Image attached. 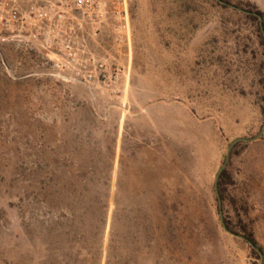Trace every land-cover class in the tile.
<instances>
[{
    "label": "rangeland",
    "instance_id": "374dc122",
    "mask_svg": "<svg viewBox=\"0 0 264 264\" xmlns=\"http://www.w3.org/2000/svg\"><path fill=\"white\" fill-rule=\"evenodd\" d=\"M225 1L264 13V0ZM130 15L128 45L108 24L82 37L122 66L115 93L57 72L36 43L0 41V264H72L73 235L58 236L43 182L111 157L104 256L118 192L119 264H264V129L230 148L221 193L229 228L251 229L262 256L224 231L213 191L231 141L262 129L257 21L217 0H131Z\"/></svg>",
    "mask_w": 264,
    "mask_h": 264
},
{
    "label": "built area",
    "instance_id": "2783aa9c",
    "mask_svg": "<svg viewBox=\"0 0 264 264\" xmlns=\"http://www.w3.org/2000/svg\"><path fill=\"white\" fill-rule=\"evenodd\" d=\"M131 0H0V41L36 43L50 54L52 67L81 83L97 82L115 93L123 76L120 64H110L86 51L91 38L108 24L116 46L130 43ZM85 41V40H84Z\"/></svg>",
    "mask_w": 264,
    "mask_h": 264
},
{
    "label": "trees",
    "instance_id": "16d2710c",
    "mask_svg": "<svg viewBox=\"0 0 264 264\" xmlns=\"http://www.w3.org/2000/svg\"><path fill=\"white\" fill-rule=\"evenodd\" d=\"M235 6L247 11L246 13L242 12L246 17L257 21L259 32L262 37L261 43L264 45L261 31V26L264 29V13L255 4L248 1L242 3V5ZM112 165V157L109 158L105 164L99 160L90 159L88 160V167L84 174H58L54 178H46L43 182V208L49 210L50 206H53L52 210L55 211V223L59 227L58 236L64 237L73 235L72 240L74 245L72 244L73 246L71 249L74 252V260L72 264H119V256L117 253V244L119 242L118 227L122 221V214L118 192H115L113 195L109 240L105 256L103 254V237L110 210L111 192L108 186L111 184L112 179ZM226 177L229 178V174L224 169L218 180L220 196L222 193L223 181ZM31 182L30 179L29 187L32 186ZM50 187H53L51 194L49 193ZM32 196L33 193L30 192L28 196L29 206H32ZM85 224L88 227V237L86 239H84V231L82 229ZM227 227L229 228L228 224ZM242 230L244 231L243 236L254 246L259 248L252 230H247L245 224L242 225ZM85 241L88 246L87 258L81 259L82 244L85 243ZM253 252L256 253L257 251L253 249Z\"/></svg>",
    "mask_w": 264,
    "mask_h": 264
},
{
    "label": "water",
    "instance_id": "95a60500",
    "mask_svg": "<svg viewBox=\"0 0 264 264\" xmlns=\"http://www.w3.org/2000/svg\"><path fill=\"white\" fill-rule=\"evenodd\" d=\"M219 3L227 6V7H231L233 9H236L238 11H241V12H244L246 13L247 11L245 10H242L240 8H238L237 6L229 3V2H226L224 0H217ZM261 31H262V36H263V39H264V29L262 28L261 26ZM264 129V106H263V111H262V129L257 133V135L253 138H244V137H238L236 139H234L233 141H231V143L228 145V148H227V153H226V157H225V161L224 163L218 168L215 176H214V180H213V191H214V195H215V199H216V202H217V212H218V217H219V221H220V224L222 226V228L224 229V231H226L227 233L235 236V237H238V238H241L245 241H247L249 243V245L255 250L257 251L261 256V251L259 248H257L256 246H254L250 241H248L242 234H239V233H236L232 230H230L228 227H227V224L225 222V219H224V216H223V211H222V199H221V196H220V193H219V190H218V180H219V177L222 173V171L225 169V166L228 162V159H229V151H230V148L236 143V142H250V141H253L255 140L256 138H258L262 131Z\"/></svg>",
    "mask_w": 264,
    "mask_h": 264
}]
</instances>
